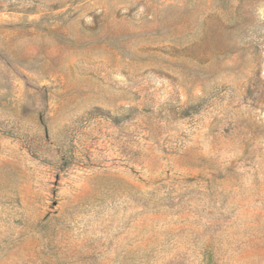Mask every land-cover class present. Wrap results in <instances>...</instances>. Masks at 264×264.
I'll return each mask as SVG.
<instances>
[{
    "label": "rangeland",
    "instance_id": "1",
    "mask_svg": "<svg viewBox=\"0 0 264 264\" xmlns=\"http://www.w3.org/2000/svg\"><path fill=\"white\" fill-rule=\"evenodd\" d=\"M0 264H264V0H0Z\"/></svg>",
    "mask_w": 264,
    "mask_h": 264
}]
</instances>
